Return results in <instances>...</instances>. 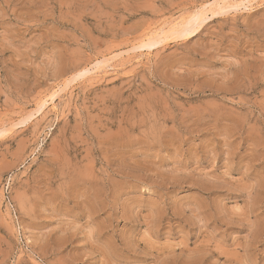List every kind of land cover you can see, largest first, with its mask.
<instances>
[{"label":"rangeland","instance_id":"1","mask_svg":"<svg viewBox=\"0 0 264 264\" xmlns=\"http://www.w3.org/2000/svg\"><path fill=\"white\" fill-rule=\"evenodd\" d=\"M217 1L0 0V264H264V0L141 48Z\"/></svg>","mask_w":264,"mask_h":264},{"label":"bare ground","instance_id":"2","mask_svg":"<svg viewBox=\"0 0 264 264\" xmlns=\"http://www.w3.org/2000/svg\"><path fill=\"white\" fill-rule=\"evenodd\" d=\"M257 1L258 0H220V1H217L209 6L210 9L194 14L193 16L189 18V20L186 23L178 25L173 30H171L169 33L165 34V36H160V37L157 36L155 38L153 37L154 40H151L146 45H142L141 48L142 47L151 48L153 46H156L160 44L162 41H165L170 36H173L174 38H182V37L193 34V32L198 30L202 26V24H204L210 18L208 17V11H210L211 13H222L228 7L231 9H235V10L248 11V10H252V8L257 3ZM107 67L108 66H106L105 68Z\"/></svg>","mask_w":264,"mask_h":264}]
</instances>
